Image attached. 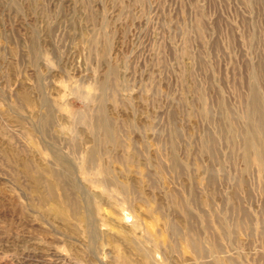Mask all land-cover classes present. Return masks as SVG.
<instances>
[{
    "label": "rangeland",
    "instance_id": "rangeland-1",
    "mask_svg": "<svg viewBox=\"0 0 264 264\" xmlns=\"http://www.w3.org/2000/svg\"><path fill=\"white\" fill-rule=\"evenodd\" d=\"M0 264H264V0H0Z\"/></svg>",
    "mask_w": 264,
    "mask_h": 264
},
{
    "label": "bare ground",
    "instance_id": "bare-ground-1",
    "mask_svg": "<svg viewBox=\"0 0 264 264\" xmlns=\"http://www.w3.org/2000/svg\"><path fill=\"white\" fill-rule=\"evenodd\" d=\"M255 101L258 103V99L257 98H255ZM262 129V128H261ZM261 129L259 128V131H261ZM262 131H263V129H262Z\"/></svg>",
    "mask_w": 264,
    "mask_h": 264
}]
</instances>
